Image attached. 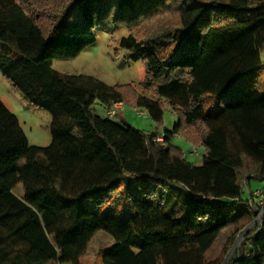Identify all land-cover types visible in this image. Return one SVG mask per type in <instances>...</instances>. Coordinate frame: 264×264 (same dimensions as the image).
<instances>
[{
	"label": "trees",
	"instance_id": "obj_1",
	"mask_svg": "<svg viewBox=\"0 0 264 264\" xmlns=\"http://www.w3.org/2000/svg\"><path fill=\"white\" fill-rule=\"evenodd\" d=\"M167 11L173 21L119 41L144 62L155 120L164 103L178 113L162 134L94 107L141 105L140 94L52 67L93 44L98 24L132 28ZM263 49L264 0H0V72L52 116L51 142L32 145L0 99V264H81L99 230L112 240L101 264H222L207 251L258 212L226 264H264V202L250 184L264 180V92L240 80L264 66ZM175 134L204 146L201 164Z\"/></svg>",
	"mask_w": 264,
	"mask_h": 264
},
{
	"label": "rangeland",
	"instance_id": "obj_2",
	"mask_svg": "<svg viewBox=\"0 0 264 264\" xmlns=\"http://www.w3.org/2000/svg\"><path fill=\"white\" fill-rule=\"evenodd\" d=\"M238 15L243 16L241 13H238ZM174 18V12L167 11L153 17L146 24L132 28H128L125 24H115L114 22L104 25L98 24L93 28L96 38L93 44L87 46L74 58L55 59L52 67L62 73L95 76L106 84L119 86L123 95L126 89L132 93L142 95L141 105L133 104L132 99L126 97L127 101H124L122 110L118 114L123 115L121 118L135 128L141 129L146 133L156 132L162 134L165 129L169 130L173 127L177 121L178 113L167 103H164L158 115L161 119L159 121L155 120L152 114L158 111L157 96L153 92H147L142 87L145 72L144 62L142 59L132 60L129 57V51L119 46V41L130 31L138 37L145 36L146 33H149L148 31L154 30L157 25H160V22H171ZM261 61L264 64V49L261 52ZM257 72L256 76L252 78L243 77L240 80L245 86L248 85L250 88H257L264 92V66H261ZM0 99L17 116L29 144L47 146L51 142V114L45 109L31 105L1 72ZM204 104L206 108H211L212 110L220 107L215 98L212 97H205ZM94 107L99 114L105 115L103 105L96 103ZM140 112L143 114L140 115ZM119 115L114 120L119 121ZM171 144L178 147L187 160L195 164H201L205 150L202 144H192L181 134H175L171 138ZM250 184L251 189L254 191L255 200L263 204L264 180L251 178ZM107 202L99 205H94L93 203V207L101 211L108 210ZM117 208H114L113 214L119 217L117 212L119 207ZM259 216L260 213L258 212L253 219L247 218L225 229L207 251V258L219 257L222 253V264L224 261H226V264L233 253L242 245L246 233L258 220ZM254 219L256 220L254 221ZM235 228L238 230L234 241L222 252L228 233ZM111 244L112 240L107 233L102 230L97 231L90 240L85 254L80 258L81 264H101V255L110 248Z\"/></svg>",
	"mask_w": 264,
	"mask_h": 264
},
{
	"label": "built area",
	"instance_id": "obj_3",
	"mask_svg": "<svg viewBox=\"0 0 264 264\" xmlns=\"http://www.w3.org/2000/svg\"><path fill=\"white\" fill-rule=\"evenodd\" d=\"M120 107H121V103H114L113 105L107 107L105 110L106 116L114 118L116 114V110H118ZM139 114L142 115L143 113L140 112ZM157 139H160V138H157Z\"/></svg>",
	"mask_w": 264,
	"mask_h": 264
},
{
	"label": "crops",
	"instance_id": "obj_4",
	"mask_svg": "<svg viewBox=\"0 0 264 264\" xmlns=\"http://www.w3.org/2000/svg\"><path fill=\"white\" fill-rule=\"evenodd\" d=\"M141 96H142V95H141ZM121 108H122V104H121V107H120L118 110H116V112L119 113V111L122 110ZM119 116H120V117H123V115H119Z\"/></svg>",
	"mask_w": 264,
	"mask_h": 264
},
{
	"label": "water",
	"instance_id": "obj_5",
	"mask_svg": "<svg viewBox=\"0 0 264 264\" xmlns=\"http://www.w3.org/2000/svg\"><path fill=\"white\" fill-rule=\"evenodd\" d=\"M255 220H256V219H254V221H255ZM254 221H253V222H254ZM225 262H226V261H224L223 264H225Z\"/></svg>",
	"mask_w": 264,
	"mask_h": 264
}]
</instances>
